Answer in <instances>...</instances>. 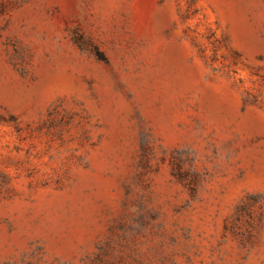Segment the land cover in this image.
<instances>
[{
    "label": "rangeland",
    "instance_id": "rangeland-1",
    "mask_svg": "<svg viewBox=\"0 0 264 264\" xmlns=\"http://www.w3.org/2000/svg\"><path fill=\"white\" fill-rule=\"evenodd\" d=\"M0 264H264V0H0Z\"/></svg>",
    "mask_w": 264,
    "mask_h": 264
}]
</instances>
